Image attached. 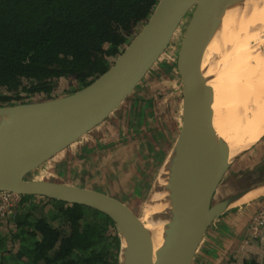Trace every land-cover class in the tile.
<instances>
[{
  "label": "water",
  "instance_id": "95a60500",
  "mask_svg": "<svg viewBox=\"0 0 264 264\" xmlns=\"http://www.w3.org/2000/svg\"><path fill=\"white\" fill-rule=\"evenodd\" d=\"M237 0H159L147 22L109 68L80 90L48 100L0 107V192L46 197L82 205L108 216L121 240L132 224L123 264H192L207 229L254 188L214 200L231 167L225 140L213 127L215 78L207 71L218 61L225 19ZM193 9L179 50L183 114L174 143L176 195L168 228L155 248L137 215L116 199L69 184L44 181L33 173L104 122L127 100L168 49ZM215 55L204 65L207 49Z\"/></svg>",
  "mask_w": 264,
  "mask_h": 264
},
{
  "label": "trees",
  "instance_id": "16d2710c",
  "mask_svg": "<svg viewBox=\"0 0 264 264\" xmlns=\"http://www.w3.org/2000/svg\"><path fill=\"white\" fill-rule=\"evenodd\" d=\"M159 0H0V107L76 92L103 74ZM120 239L105 214L20 195L0 216V264H119ZM242 264H264L250 257Z\"/></svg>",
  "mask_w": 264,
  "mask_h": 264
},
{
  "label": "rangeland",
  "instance_id": "374dc122",
  "mask_svg": "<svg viewBox=\"0 0 264 264\" xmlns=\"http://www.w3.org/2000/svg\"><path fill=\"white\" fill-rule=\"evenodd\" d=\"M192 12L193 9L179 25L168 49L119 109L64 153L39 167L33 176L110 196L138 216L152 196L159 165L181 128L179 50ZM140 29H134L131 39ZM55 89L62 96L74 90L75 84L72 80L59 81ZM255 145L235 157L229 170L234 168L236 172L227 171L222 190L227 185L235 190L249 188V175L243 170L240 173L238 167ZM65 155L67 161L63 162ZM250 164L253 166V162ZM220 188L214 200L224 198ZM250 198L234 205L243 206L251 202Z\"/></svg>",
  "mask_w": 264,
  "mask_h": 264
},
{
  "label": "bare ground",
  "instance_id": "6f19581e",
  "mask_svg": "<svg viewBox=\"0 0 264 264\" xmlns=\"http://www.w3.org/2000/svg\"><path fill=\"white\" fill-rule=\"evenodd\" d=\"M215 47L216 41H212L204 65L215 55ZM217 52L216 65L207 71V76L215 72L208 83L214 92L213 127L227 142L231 156L236 157L264 136V0H237L230 6ZM4 122L0 118V125ZM174 153L173 145L159 165L152 196L138 214L155 248L168 228L176 195ZM257 194L251 193L244 200ZM135 232L132 224L121 240L122 264Z\"/></svg>",
  "mask_w": 264,
  "mask_h": 264
},
{
  "label": "crops",
  "instance_id": "0c3cea01",
  "mask_svg": "<svg viewBox=\"0 0 264 264\" xmlns=\"http://www.w3.org/2000/svg\"><path fill=\"white\" fill-rule=\"evenodd\" d=\"M180 94L182 115V79L180 80ZM247 155H251L250 158H248ZM66 156L67 155H65L63 159H65ZM244 157L245 161L240 164L238 171L241 173V170H243L245 171V174L249 175L251 179V185L249 184V188H254L251 193L258 194L250 198L252 199L251 202H248L243 206L232 205L229 210L223 214V216L214 222L215 224L212 225V228L209 227V229H207L202 241L199 244L192 264H242L244 260L250 257L260 258L264 254V244H251V242L246 243V240L248 239L247 234L250 220L256 213L259 208L260 201L264 197V190L262 191V189H264V161L262 164L259 162L261 157H263L262 159L264 160V137ZM244 157L242 159H244ZM66 161L67 160L65 159L63 162ZM250 162H253V166ZM229 171L236 172L234 171V168ZM226 175L227 173L225 174L219 188L222 183H226ZM241 177L242 176H239V180ZM241 190L243 191L242 188L235 190L233 186L230 187L227 185L225 189L222 190L220 195L228 197L236 194L237 192H241Z\"/></svg>",
  "mask_w": 264,
  "mask_h": 264
},
{
  "label": "built area",
  "instance_id": "2783aa9c",
  "mask_svg": "<svg viewBox=\"0 0 264 264\" xmlns=\"http://www.w3.org/2000/svg\"><path fill=\"white\" fill-rule=\"evenodd\" d=\"M19 196L14 193L0 192V216L14 214L17 210ZM264 244V197L256 213L252 216L248 227L246 243Z\"/></svg>",
  "mask_w": 264,
  "mask_h": 264
},
{
  "label": "flooded vegetation",
  "instance_id": "af4514ba",
  "mask_svg": "<svg viewBox=\"0 0 264 264\" xmlns=\"http://www.w3.org/2000/svg\"><path fill=\"white\" fill-rule=\"evenodd\" d=\"M250 224V223H249ZM247 237H248V234H247Z\"/></svg>",
  "mask_w": 264,
  "mask_h": 264
}]
</instances>
